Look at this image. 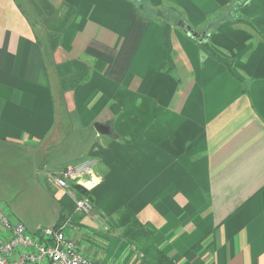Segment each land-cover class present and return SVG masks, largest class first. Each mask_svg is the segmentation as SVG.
Listing matches in <instances>:
<instances>
[{"label":"crops","instance_id":"0c3cea01","mask_svg":"<svg viewBox=\"0 0 264 264\" xmlns=\"http://www.w3.org/2000/svg\"><path fill=\"white\" fill-rule=\"evenodd\" d=\"M235 1L148 0L181 19L170 67L163 25L132 0H0V148L48 187L49 174L98 158L94 210L67 231L95 264H146L115 227L123 207L172 264H264V0ZM221 10L234 13L219 22ZM76 132L89 139L78 155ZM12 163L8 185L26 179ZM104 223L115 238L87 228Z\"/></svg>","mask_w":264,"mask_h":264},{"label":"built area","instance_id":"2783aa9c","mask_svg":"<svg viewBox=\"0 0 264 264\" xmlns=\"http://www.w3.org/2000/svg\"><path fill=\"white\" fill-rule=\"evenodd\" d=\"M98 165V158L89 157L48 176L54 190L64 192L74 204L75 214L90 215L94 210L93 201L78 193L73 184L92 192L103 181ZM69 225L38 226L31 233L0 206V228L9 233L0 238V264H95L67 232Z\"/></svg>","mask_w":264,"mask_h":264},{"label":"rangeland","instance_id":"374dc122","mask_svg":"<svg viewBox=\"0 0 264 264\" xmlns=\"http://www.w3.org/2000/svg\"><path fill=\"white\" fill-rule=\"evenodd\" d=\"M126 1H130V0H126ZM132 1H133L134 7L138 9L141 13L143 12L146 15V17H148L147 11L152 10L151 7H149V5L147 4L148 0H132ZM236 2L237 1L234 0L233 6ZM143 6L145 7L144 11H143ZM163 7L164 8H162L161 10L164 13V17L159 19L158 22H160L162 25H164V23H170L172 25H176L177 21L175 19L179 16L178 12L168 5L166 6L164 5ZM233 13L234 12H231V11L227 13H220V15L222 16L225 15V17L221 18V20H226V19L231 18ZM155 19L157 18L155 17ZM176 29H179V27H176ZM204 45L205 44L201 43V47L203 49H204ZM167 61H168V65L171 67L173 64L172 60H167ZM82 134L83 133L80 134L76 132L75 135L78 138V140L76 139L71 140L75 142V145H76L75 152L77 155L83 152L89 143L88 138L80 137ZM5 151L6 149L0 148V175H2V172H5V174L7 175L8 170L5 169L4 171V169H2L1 166L5 167L6 166L5 164H7V160H8L9 162H13L11 164V166L14 168L13 170H11L13 177L18 176V178L20 177L26 178V179H18L19 181H15L11 183L10 185H8V182L6 179H5V182L0 181V206L9 215H11L12 219H15V220L17 219L21 221L27 227L28 231L31 233H34L35 229L38 226L56 227L58 224L60 223L62 224L65 222H68V224H70L69 227H72V228L74 227V229L76 230H81L83 229V227H85L82 224V220L84 219V218L82 219V215L84 214H78L75 217L70 218L69 205L67 204L68 203L67 199H64L62 201L65 205L67 204V207L64 206L65 209L64 210L62 209L60 202L58 200V198L62 196L60 194L61 193L60 191H56L52 187H48L43 177L40 179V183L38 182L37 184H34V182L28 181L30 177L31 178L35 177V171L32 172L27 169L20 168L22 165L19 164L20 156H18V153H15V156L7 155L5 154ZM44 161H45V155L42 154L37 159V162H38L37 168L40 165H43ZM15 163H17L18 165H14ZM34 188L38 189L37 192H34ZM40 192H42L41 193L42 196L37 198L39 195H36V194ZM117 215H116V218H117ZM84 216H89V215H84ZM94 226L95 225L92 224V226H88L87 228L91 231H97L98 233H101V236L103 237L109 236L111 237V239L116 237V235L111 232V230H114V228L111 227L110 225L104 223V225L102 226L100 225L99 228L94 227ZM106 231L111 232V233H107ZM90 239L94 241V244L98 245L96 238L91 237ZM122 242H123L122 240L114 241L112 243L110 253L115 255L118 250L121 253L123 251V247H121ZM79 246L84 252V249H83L84 245L81 244ZM136 249L140 251L137 247ZM86 253L90 254V251L87 250ZM141 254H144V253L141 252ZM113 258L114 256L110 257L111 260Z\"/></svg>","mask_w":264,"mask_h":264},{"label":"trees","instance_id":"16d2710c","mask_svg":"<svg viewBox=\"0 0 264 264\" xmlns=\"http://www.w3.org/2000/svg\"><path fill=\"white\" fill-rule=\"evenodd\" d=\"M147 13V18L149 19H155L156 17L157 19L155 20H159L164 17V13L161 9L148 10ZM220 13L227 12L224 10L218 12L217 20H219V22L222 21L221 18L225 17V15L222 16L220 15ZM175 20L178 23L181 19L178 16ZM163 31L164 44L167 48V60H172L171 54L173 49L171 43V24L164 23ZM202 44H205L203 50H208L207 53L209 56L213 57L214 59L220 60L230 70H232L234 64L233 60L228 59L224 55H222L217 49L212 46L211 43L207 42ZM73 188L77 190V192L80 193L83 197H87L93 201L92 192L87 191L86 189L82 188L81 186H77L76 184H73ZM69 207H71L70 217L74 216V204L71 202ZM115 224L116 229L119 231L120 238L125 240L129 245L136 246L141 252L144 253V260L146 264H172V260L169 258V256H167L166 253L159 250L154 245L153 230H151L146 224H143L130 210V208L123 207L118 212ZM72 229V227L69 228L70 231H73Z\"/></svg>","mask_w":264,"mask_h":264},{"label":"water","instance_id":"95a60500","mask_svg":"<svg viewBox=\"0 0 264 264\" xmlns=\"http://www.w3.org/2000/svg\"><path fill=\"white\" fill-rule=\"evenodd\" d=\"M187 34L193 36L194 38L196 37H200V33L195 32L194 30H192L191 28H188L187 30ZM205 34V33H204ZM95 128L96 130L101 133V134H108L109 130L106 126L104 125H100V124H95Z\"/></svg>","mask_w":264,"mask_h":264}]
</instances>
